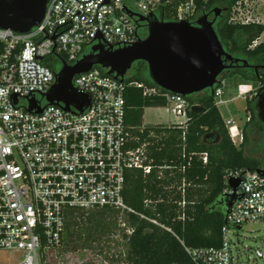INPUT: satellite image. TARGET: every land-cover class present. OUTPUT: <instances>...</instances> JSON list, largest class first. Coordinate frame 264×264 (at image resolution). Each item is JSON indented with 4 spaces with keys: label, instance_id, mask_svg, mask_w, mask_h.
<instances>
[{
    "label": "built area",
    "instance_id": "2783aa9c",
    "mask_svg": "<svg viewBox=\"0 0 264 264\" xmlns=\"http://www.w3.org/2000/svg\"><path fill=\"white\" fill-rule=\"evenodd\" d=\"M173 1L49 0L41 24L31 31L0 28V251L20 254L16 264H45L48 250L61 243L69 210L134 212L124 201L125 174L131 169L150 173L152 166L146 163L144 147L128 146V86L163 96L166 112L175 119L184 117L168 126H182L186 121L187 102L182 95L129 82L128 73L120 81L99 66L72 79L74 89L89 100L81 112L48 104L43 94L55 83L57 71L48 63L60 59L72 65L97 43L112 49L128 46L138 39L139 22L132 14L165 13ZM247 1L240 2L245 6ZM170 16L175 21L195 18L193 0H180ZM262 78L251 97L264 92V74ZM214 94L220 97L219 88ZM31 99L40 111L29 109ZM224 123L231 140L241 142L242 129L234 120ZM230 180H239L235 189ZM222 195L233 197V203L221 229V245L184 246L191 262L264 264L259 247L241 261L238 235L244 223L264 224V175L256 169H228ZM126 231L130 234L133 229Z\"/></svg>",
    "mask_w": 264,
    "mask_h": 264
},
{
    "label": "trees",
    "instance_id": "16d2710c",
    "mask_svg": "<svg viewBox=\"0 0 264 264\" xmlns=\"http://www.w3.org/2000/svg\"><path fill=\"white\" fill-rule=\"evenodd\" d=\"M180 0L167 4L157 13L160 19L173 20L170 10ZM241 0H193L196 7L195 24L203 14H212L216 7L234 12ZM137 35H147L145 22H139ZM226 51L237 57L254 59L264 66V41L254 48L250 45L264 33L261 22L225 20L215 28ZM63 59H65L62 56ZM58 70L57 63H48ZM240 71V70H239ZM263 82L264 68L241 71ZM232 73V72H231ZM127 81L153 87L144 62H136ZM221 82L215 86V91ZM144 89L128 86L125 91V123L129 133L128 146L144 147L146 163L152 166L150 173L141 169L126 172L124 201L134 212H124L127 226L133 231L124 233L126 239V264H193L184 250L190 248L219 247L221 229L226 214L220 201L223 176L228 169H256L258 162L245 155L243 145L249 140L247 125L257 121L256 96L246 98L245 111L250 120L242 130L243 140L236 146L225 127L216 105L215 94L209 90L185 97L186 121L183 126L148 125L143 122L144 109L164 106L161 95L144 94ZM214 91V92H215ZM206 156V162L203 157ZM106 214H120L109 209L82 211L69 210L61 243L49 249L51 252L66 242L71 249H89L106 227ZM143 215L145 218H142ZM155 220L157 224L148 219ZM162 225V226H161ZM103 229V230H102ZM102 231V232H101ZM46 260L47 257L45 256ZM45 264H51L49 260Z\"/></svg>",
    "mask_w": 264,
    "mask_h": 264
},
{
    "label": "water",
    "instance_id": "95a60500",
    "mask_svg": "<svg viewBox=\"0 0 264 264\" xmlns=\"http://www.w3.org/2000/svg\"><path fill=\"white\" fill-rule=\"evenodd\" d=\"M48 1L0 0V28L18 33L31 31L41 24ZM221 11L220 7L214 8L215 17ZM132 16H136L138 22H145L147 35L116 49L97 43L74 64L68 65L62 61L55 72V83L43 94L48 104L62 105L66 110L73 107L81 112L89 105V100L85 94L74 89L72 79L94 66L105 69L108 75L123 81L134 64L141 61L145 63L148 78L154 86L187 97L205 90L214 94L224 71L232 68V62L238 61L225 50L215 30V20H209L207 14L200 15L195 24L186 19L167 21L155 13ZM227 61L231 63L226 64ZM242 64L245 66L246 60H242ZM258 68L264 66L255 67V73ZM263 94L256 95L259 104H262ZM35 107L40 111L34 99H31L29 109ZM256 170L264 175L263 167ZM229 184L235 189L239 180H230ZM220 203L224 204L227 215L233 197H223Z\"/></svg>",
    "mask_w": 264,
    "mask_h": 264
},
{
    "label": "rangeland",
    "instance_id": "374dc122",
    "mask_svg": "<svg viewBox=\"0 0 264 264\" xmlns=\"http://www.w3.org/2000/svg\"><path fill=\"white\" fill-rule=\"evenodd\" d=\"M226 16H228V20L261 22L264 25V0H248L247 5L235 8L234 12L227 13ZM258 40L264 41V33ZM132 72L133 68L128 74L130 75ZM220 82L219 90L221 95L220 97H216V101L219 98L225 101L224 104H218L222 118L234 119L243 130L246 126V117L250 116V113L245 111L246 98H250L254 90L260 85L259 79L237 71L225 73L220 78ZM175 120L184 121V117L175 119L172 115L169 116L163 107H149L144 110V124L155 125ZM247 131L249 140L243 145L245 155L256 160L259 166H263L264 129L254 119L247 125ZM241 142L239 141L237 144L239 145ZM106 221L107 224L103 228L104 231H101L102 233H100L95 241L89 243V249L73 250L66 242H63L59 248L47 252L46 260H49L51 264H126L124 258L127 245L124 233L127 232L128 223L125 215L121 213L106 214ZM124 222L125 225L123 226L122 223ZM232 234L231 232L232 241L234 244H237V238L233 237ZM238 235L239 249L243 248L241 261L244 262L247 257H251L256 247L264 251L263 223H244ZM21 258L20 254L0 251V264H16ZM258 264L262 263L258 262Z\"/></svg>",
    "mask_w": 264,
    "mask_h": 264
},
{
    "label": "flooded vegetation",
    "instance_id": "af4514ba",
    "mask_svg": "<svg viewBox=\"0 0 264 264\" xmlns=\"http://www.w3.org/2000/svg\"><path fill=\"white\" fill-rule=\"evenodd\" d=\"M221 9H222V11L217 17H215L214 13L207 14L209 20H215L214 21V27L215 28L218 26V24H221L222 22H224L227 19V17H228V16H226V14L228 13L227 9L224 8V7L221 8ZM254 47H252L250 45V48H254ZM228 53L231 54L234 59H238V61L236 63L232 62V68L228 69V70H225L223 75L225 73H231V72L234 73V72H237L239 70L240 71H246V72L247 71H255V69H254L255 67H257V66L260 67V65H262L260 62H257L254 59L249 61L247 58L237 57L236 55H234V54H232L230 52H228ZM242 60H246L245 66H243ZM55 63L60 65L61 64L60 59H55ZM230 63H231L230 61L226 62V64H230ZM258 69H260V68H258ZM54 70H56V69L54 68ZM263 97L264 96L261 97L262 104L258 103V99L255 100V107H256L257 123L260 124L261 127L264 129V121H263V119H264V99H263ZM262 117H263V119H262ZM259 167H263L264 168V165L263 166H259Z\"/></svg>",
    "mask_w": 264,
    "mask_h": 264
},
{
    "label": "crops",
    "instance_id": "0c3cea01",
    "mask_svg": "<svg viewBox=\"0 0 264 264\" xmlns=\"http://www.w3.org/2000/svg\"><path fill=\"white\" fill-rule=\"evenodd\" d=\"M219 100H221V102H218ZM218 101L216 102V105H217V107H218V104H224L225 103V101L224 100H222L221 98H219L218 99ZM157 107H163V106H157ZM149 108V107H148ZM146 109V108H145ZM144 109V110H145ZM219 109V108H218ZM167 114L169 115V116H171V114H169L168 112H167ZM221 114V113H220ZM222 116V115H221ZM227 119H231V118H227ZM227 119H223L224 120V122H225V120H227ZM234 120V119H233ZM245 122L247 123L248 121H246L245 120ZM171 122L169 121V122H167V123H158V125H166V126H168L169 124H170ZM234 123H236V121L234 120ZM245 123V124H246ZM185 124V123H184ZM237 124V123H236ZM244 124V125H245ZM238 126L240 125V124H237ZM183 126V125H182ZM168 127H170V126H168ZM233 142V141H232ZM236 146H238V144L237 143H239V140H235V142H233Z\"/></svg>",
    "mask_w": 264,
    "mask_h": 264
}]
</instances>
